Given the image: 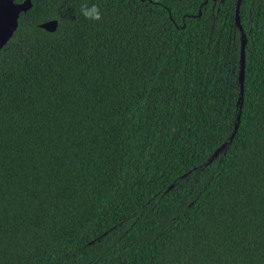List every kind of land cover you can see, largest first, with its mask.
I'll list each match as a JSON object with an SVG mask.
<instances>
[{
    "label": "trees",
    "instance_id": "trees-1",
    "mask_svg": "<svg viewBox=\"0 0 264 264\" xmlns=\"http://www.w3.org/2000/svg\"><path fill=\"white\" fill-rule=\"evenodd\" d=\"M204 1L20 14L0 50V264H264V0L239 10L240 110L236 0Z\"/></svg>",
    "mask_w": 264,
    "mask_h": 264
},
{
    "label": "water",
    "instance_id": "water-1",
    "mask_svg": "<svg viewBox=\"0 0 264 264\" xmlns=\"http://www.w3.org/2000/svg\"><path fill=\"white\" fill-rule=\"evenodd\" d=\"M32 1L33 0H24L21 3H15L14 0H0V50H2L12 39L14 33L16 32L18 28V20L20 17V14L26 13L32 8ZM38 1V0H35ZM208 0L204 1V4ZM213 2H216L217 0H212ZM224 0H220V2H223ZM243 0H236L235 3V25L236 28L240 32V57H239V72H238V84H239V100L237 102L238 110H240L242 105V94H243V82H244V70H245V46H246V38L243 33V30L240 25V18H239V10L240 6L242 4ZM200 15V13H199ZM57 21H47L39 25V28L43 29L44 31L48 33H53L57 29ZM240 117V111L237 113L236 116V124L234 127V131L231 134L228 141H226L224 144L220 146L210 157V159L207 161L206 164L210 163L211 161L215 160L223 154L229 143L232 139L234 132L236 130L238 121ZM220 154V155H219ZM191 173V172H190ZM187 176V175H186Z\"/></svg>",
    "mask_w": 264,
    "mask_h": 264
},
{
    "label": "clouds",
    "instance_id": "clouds-1",
    "mask_svg": "<svg viewBox=\"0 0 264 264\" xmlns=\"http://www.w3.org/2000/svg\"><path fill=\"white\" fill-rule=\"evenodd\" d=\"M80 14L89 21L97 22L102 19L100 8L96 4H82L80 6Z\"/></svg>",
    "mask_w": 264,
    "mask_h": 264
},
{
    "label": "rangeland",
    "instance_id": "rangeland-1",
    "mask_svg": "<svg viewBox=\"0 0 264 264\" xmlns=\"http://www.w3.org/2000/svg\"><path fill=\"white\" fill-rule=\"evenodd\" d=\"M220 155V154H219Z\"/></svg>",
    "mask_w": 264,
    "mask_h": 264
}]
</instances>
